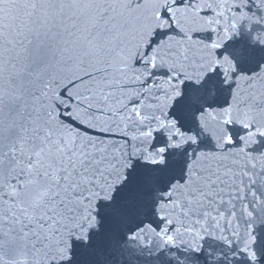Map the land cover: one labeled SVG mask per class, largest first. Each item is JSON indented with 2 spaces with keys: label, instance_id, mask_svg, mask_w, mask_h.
Masks as SVG:
<instances>
[{
  "label": "snow or ice",
  "instance_id": "snow-or-ice-1",
  "mask_svg": "<svg viewBox=\"0 0 264 264\" xmlns=\"http://www.w3.org/2000/svg\"><path fill=\"white\" fill-rule=\"evenodd\" d=\"M0 264H264V0H0Z\"/></svg>",
  "mask_w": 264,
  "mask_h": 264
}]
</instances>
